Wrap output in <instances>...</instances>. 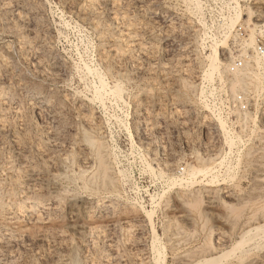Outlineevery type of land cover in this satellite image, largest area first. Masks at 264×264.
Wrapping results in <instances>:
<instances>
[{
	"label": "rangeland",
	"instance_id": "374dc122",
	"mask_svg": "<svg viewBox=\"0 0 264 264\" xmlns=\"http://www.w3.org/2000/svg\"><path fill=\"white\" fill-rule=\"evenodd\" d=\"M197 1L201 5L197 12L193 0L120 1L121 8L124 7L119 12L139 17L141 33L134 40L145 49L152 43L156 54L154 60L145 57V52L136 53L139 62L136 70L121 67L117 78L107 77L110 85L120 83L125 103L108 98L102 106L85 103L95 118L94 123L101 127V137L96 139L108 147L110 157L116 154L111 176L119 179L118 171L127 176L123 184L118 183L114 195L104 192L98 184L99 179L94 175L97 174L95 155L80 139L83 124L73 105L76 98L89 94V86L94 82L82 73V66L87 63L100 68L99 57L105 47L100 31L107 25L111 13L99 6L95 16L83 20L77 13L82 2L73 7L67 0H0V67L7 62L11 68L6 77L1 76L0 90L12 94L10 108L0 112L3 125L0 129V204L10 210L18 197L7 171L8 162L14 160L17 150L11 139L16 128L18 133L26 132L25 143L31 145L30 151L25 150L30 165L44 177L40 192L38 186L28 190L31 197L28 202L36 199L42 203L36 215L17 212L10 217L7 214L4 220L0 217V230L19 239L8 255L0 250V264H153V259L163 254L165 264L203 263L207 259L215 264H264V237L256 232L264 224V152L258 147L245 149L228 160L230 156L224 155L225 159L221 160L228 161L226 168L225 165L216 168L213 154L204 152L202 117L210 97L224 92L239 93H235L239 87L230 88L227 79L233 73L229 72L228 65L243 61L240 42L248 39L253 29V22L246 20V12L261 7L254 4L255 0H235L241 9L232 31L237 37L226 40V54L222 56L218 51L221 61L227 57L223 76L219 72L207 78L210 46L215 40H224L222 33L234 18L233 4L232 0ZM19 4L23 5L13 8ZM20 8L24 16L32 19L26 25L36 35L24 25L14 27L13 16L15 10L21 12ZM263 24L264 15L253 34L264 46ZM35 36L44 42L43 65L52 63L55 68L48 72L45 67L48 75L38 69L37 53H28L23 60L17 51L22 38L29 41ZM260 73L259 80L250 85L246 95L258 101L261 115L264 73ZM135 95L141 99L138 116L134 113ZM29 96L46 97L48 104L40 105L39 111L32 109L28 105ZM262 124L258 128H264ZM51 127L56 132L55 139H48L44 131ZM256 135L262 146L264 133L259 136L256 132ZM72 142L85 151L88 161L83 165L78 164L76 153L70 149ZM50 160L57 161L58 171L47 165ZM12 163L15 169L19 168L15 160ZM200 163L215 168L218 181L212 182L205 174L194 177L187 186H173L171 190L166 187L167 178L184 175ZM91 176L93 190L90 186L86 190L84 182ZM55 185L58 190L53 192L51 188ZM164 190L166 193L162 194ZM151 197H154L153 204ZM97 201L111 207L84 214V208L93 207ZM70 204H74L72 213H68ZM139 207L151 213V221ZM37 214L42 221L33 220ZM217 236L219 244L215 243Z\"/></svg>",
	"mask_w": 264,
	"mask_h": 264
},
{
	"label": "bare ground",
	"instance_id": "6f19581e",
	"mask_svg": "<svg viewBox=\"0 0 264 264\" xmlns=\"http://www.w3.org/2000/svg\"><path fill=\"white\" fill-rule=\"evenodd\" d=\"M66 1V0H65ZM121 0H67L69 4V6H75V5H80L81 2L83 3L81 8H78L77 13L78 16L81 17V19L86 20L88 18H90V16L94 15L97 8L100 7H105L107 8V10L109 11V13H111V16H109L108 19V23L106 26L101 27V41L105 43V47L102 49V52L100 53V57H99V67L97 66H89L84 64L82 66V73L88 77V78H92L93 79V84L89 86L88 89V95L84 96L83 98H76L75 99V103H73L74 105V110L76 111V116L80 119V123H82V132L80 135V139L81 141H83L86 145H88V147H90L95 155V160L97 162V174L96 177H98L99 179V183L101 189L104 192H109V193H115L117 192V185L118 183H122L126 180L125 178L127 176H125L123 171H118V175L120 176V178L117 180H115L114 177L111 176L112 174V169H111V165L112 163H115L116 160V154L113 153L112 157H110V153L107 150V146H105V144L99 142L96 139V136L98 137L99 134H101V130L99 127V125L97 126L96 123H94L93 117H92V112H90V110H88V108H86L87 106L85 105V103L90 104V105H96L99 104L100 106L103 105L104 103V99L108 98L111 99L112 101H114L115 103H125L126 102V96L124 95V91L120 85V83H118V81H116V83H114L113 85H110L107 82V79L109 77L111 78H117V72H119L120 68L122 67H129V68H133V69H137V67L139 66V62H138V56H136V53H143L145 52V57L149 58V59H154L156 51H155V47L154 45L151 43L148 45V47L143 48V45L138 42L135 41V37L141 33V26L139 25V21L138 18L139 17H135V15H130L127 12H119V10L123 9V7L121 8L122 3L120 2ZM137 2V1H136ZM194 4H195V11L197 12L201 5L198 3L200 1L197 0H193ZM232 10L234 12V18H232L229 21V24H227V26L225 27V30L223 31V36H224V40L221 41H214L211 44V48H210V54H209V61H210V69L206 72L207 78H211L215 73H221V75L223 76V71L225 69V61L227 59L226 58H222V61L219 59V50H220V55H224V53L226 54V52H224L227 49V44H226V40L229 37H233L236 38L237 35H234L232 33L234 25H235V21L240 17L241 14V9L240 6L238 5V2L235 0H232ZM254 4L260 6L261 8H255L254 10H248L246 12V20L247 22H253L252 24V28L250 29V35L248 37V39L243 40L242 42H240V49H241V53L243 55V61L245 66L242 63V67L235 70L234 72H232V76L229 77L227 80L229 81L230 84V88L233 86H237L239 87V89H237L236 92L241 93L244 96H247L246 94L248 93V90L250 88V85H252L255 81L257 82V80H259V76H260V72L264 73V55H261L257 52V45L259 44V41L256 40V38L254 37L253 32L255 31L256 28H258L257 24L260 20H262L263 15H264V0H255ZM23 5V4H22ZM21 4L19 5H15V7H13L14 9L22 6ZM84 5V6H83ZM7 8L8 6L5 5ZM68 6V5H67ZM68 6V7H69ZM77 7V6H76ZM102 7V8H103ZM10 8V7H9ZM72 8V7H71ZM11 9V8H10ZM26 9V8H25ZM82 9V10H81ZM21 10V8L19 9ZM12 11V10H11ZM14 11V10H13ZM16 12L14 13V27L15 25H24L27 27L26 24L29 23L30 18L25 15L22 14V10L21 12H18V10H15ZM7 12V11H6ZM5 12V13H6ZM202 12V11H201ZM97 13V12H96ZM4 14V13H3ZM200 14V13H199ZM202 14V13H201ZM200 14V15H201ZM13 15V14H12ZM95 16V15H94ZM93 16V17H94ZM12 17V18H13ZM31 17V16H30ZM202 16H200L201 18ZM152 17H150L151 19ZM203 18V17H202ZM9 19V18H8ZM203 20V19H202ZM201 20V21H202ZM35 22V21H34ZM95 23V22H94ZM99 23V22H98ZM93 24V23H92ZM100 24V23H99ZM105 24V23H104ZM102 24V25H104ZM205 24V23H204ZM30 25V24H29ZM94 26V25H93ZM98 26V25H97ZM96 25L94 27H97ZM101 25H99L100 27ZM153 26V25H152ZM264 26V24H263ZM201 27V26H200ZM147 28V27H146ZM248 28H250V26H248ZM27 30L33 34L34 31L31 28L27 27ZM44 29H42L43 31ZM113 30L114 35L111 31ZM144 30V29H143ZM142 30V31H143ZM194 30V29H193ZM170 31V30H169ZM19 32V31H18ZM217 34V33H216ZM36 35V34H35ZM217 36V35H216ZM37 36H35L34 38H32V40L28 41L24 38H22V41H20V46L19 48H17V51L20 55V57L24 60L27 56L28 53L32 54L35 52L38 55L37 56V63L36 65L38 66V69L42 72L45 73V75H48L50 73H48L49 71H54V66L51 64H44L43 65V59H45V54H44V50H45V46H44V42L42 39H39ZM29 39V38H28ZM212 39V38H211ZM214 39V38H213ZM261 42V41H260ZM262 43V42H261ZM263 45V44H262ZM9 48V47H8ZM10 52V51H9ZM142 55V54H141ZM144 55V54H143ZM29 57V56H28ZM144 57V58H145ZM231 59V58H230ZM12 60V59H11ZM22 60V61H23ZM27 60V59H26ZM90 60V59H89ZM155 60V59H154ZM231 61H233L231 59ZM241 60V62H243ZM46 62V61H45ZM143 62V61H142ZM230 62V61H229ZM235 62V61H234ZM233 62V63H234ZM233 63H230L233 64ZM11 67V66H10ZM45 67L47 69V71H45ZM244 67V68H243ZM121 68V69H122ZM11 68H9L8 63L4 62L3 66L0 67V78L6 77L7 74H9ZM131 69V70H133ZM38 70V71H39ZM228 70H229V65H228ZM240 70V71H238ZM32 71V70H31ZM238 71V72H236ZM230 72V71H229ZM205 73V74H206ZM229 75V74H228ZM109 76V77H108ZM120 76V75H119ZM40 77V76H39ZM108 77V78H107ZM205 77V76H204ZM87 79V78H86ZM121 79V77H120ZM261 79V78H260ZM60 80V79H59ZM111 80V79H110ZM113 82V81H112ZM259 82V81H258ZM256 85V84H255ZM175 87V86H174ZM231 88V90H233ZM236 89V88H235ZM256 89V87H255ZM258 89V87H257ZM22 90V89H21ZM39 90V89H38ZM167 90V89H166ZM87 91V90H86ZM251 91V90H250ZM255 91V90H253ZM258 91V90H257ZM73 92V91H72ZM42 93V92H41ZM232 93V92H231ZM234 94V93H233ZM25 95L26 92H25ZM38 95V94H37ZM12 94L11 93H7L3 90H0V112L5 111L7 109L10 108V102H11V97ZM83 96V95H82ZM29 107H31L32 109H38L40 107V105L42 106L43 104H45L46 101V97H40L38 99H35L32 96H29ZM214 97V96H213ZM249 97V96H248ZM49 98V97H48ZM64 99V98H63ZM171 99V98H170ZM177 99V98H176ZM62 100V99H61ZM66 100V99H64ZM68 100V99H67ZM66 100V101H67ZM134 100V104H135V110L134 113L136 116L139 115L140 113V106H141V99L138 95H135L133 97ZM174 101V100H173ZM178 101V100H177ZM51 102V101H50ZM61 102V101H59ZM69 102V101H67ZM48 104V103H47ZM76 104V105H75ZM173 104H178L176 102H174ZM256 106V103H254ZM62 105V104H59ZM94 105V106H95ZM180 105V104H178ZM44 106V105H43ZM47 106V105H46ZM56 107V106H55ZM61 107V106H60ZM89 107V106H88ZM125 107V106H124ZM12 108V107H11ZM59 108V107H58ZM117 108V107H116ZM42 109V108H41ZM40 109V110H41ZM44 109V108H43ZM54 109V108H53ZM52 109V111H53ZM73 109V108H72ZM62 110V109H61ZM39 111V109H38ZM58 111V109H57ZM56 111V113H57ZM114 111V110H113ZM151 111V110H150ZM54 112V111H53ZM120 112V111H119ZM177 112V111H176ZM39 113V112H38ZM55 113V112H54ZM61 113V112H60ZM27 114V113H26ZM116 114V113H115ZM3 115V114H2ZM5 115V114H4ZM57 116H60L58 114H56ZM262 117L264 116V110L261 112ZM75 116L72 115V117ZM171 116V115H170ZM203 117V116H202ZM261 117V118H262ZM58 120V117H56ZM62 118V117H61ZM74 118V117H73ZM60 119V118H59ZM75 119V118H74ZM245 117L242 119L245 122ZM248 119V118H247ZM246 119V120H247ZM33 120V119H31ZM77 120V119H76ZM98 120V119H97ZM103 120V119H102ZM78 121V120H77ZM251 121L253 123V125H255L256 119H254L253 117H251ZM27 122V121H26ZM45 122V121H44ZM59 122V121H58ZM96 122V121H95ZM30 123V121L28 122ZM32 125V122L30 123ZM36 124V123H35ZM26 125V124H25ZM30 125H28L29 127ZM77 126V125H76ZM146 126V125H145ZM245 126V125H244ZM32 127V126H31ZM30 127V128H31ZM49 127V126H48ZM3 128V125L0 123V129ZM16 128V127H15ZM25 128V127H24ZM36 128V127H35ZM241 128H243V124H241ZM9 129V128H8ZM108 129V128H107ZM218 129L221 131L222 135L226 138L225 143H227L228 145V149L229 152L228 154H225V157H227L226 155H231V146L233 143V140L231 137H229V132L227 131L226 127H225V123L222 120H218ZM13 130V129H12ZM33 130V129H32ZM4 131V129H3ZM17 131V128H16ZM15 130H13L11 133L12 137L11 139L14 140V143L16 144V152L13 155L14 160L17 162L19 168L15 169L13 167V163L12 161L8 162V165H10L8 167V175L10 176L9 178L12 180V183L15 185H13V189H16V192H18V197L13 201V203L11 204V208L10 210H8L9 208H5L4 206H2V204H0V217L4 220L7 219L6 215L10 214L12 215H16L17 212H22L25 214H35L36 210L41 206V201L40 200H33L28 202L29 200H31V197L29 196L30 194L28 193L29 188H33L38 186L37 191L40 192L41 191V185L43 184V174L38 171L35 170L34 167H31L30 165V161H29V157L27 155V153L25 152V150L27 149L29 150V144H26V138H25V133L26 132H21L18 133V131L16 132ZM24 131V130H22ZM39 131V130H38ZM43 131V130H42ZM45 133L48 135V139L49 137L51 138H56L54 131H52V127L51 128H46ZM57 131V130H55ZM62 131V130H61ZM2 132V131H1ZM129 132V131H128ZM8 133V132H7ZM34 133V132H33ZM40 133V131L38 132V134ZM74 133V132H73ZM37 134V133H36ZM44 134V133H43ZM28 137V136H27ZM36 137V136H35ZM101 137V136H99ZM131 137V136H130ZM10 138V137H9ZM38 138V137H37ZM71 138V137H70ZM69 138V139H70ZM26 139V140H25ZM39 139V138H38ZM264 139V137H263ZM66 140V139H65ZM132 140V139H131ZM50 141V140H49ZM48 141V142H49ZM28 142V141H27ZM52 142V141H51ZM54 143H52L53 145L55 144V141H53ZM68 142V141H67ZM133 142V141H132ZM69 144V142H68ZM131 144V142H130ZM133 144V143H132ZM12 145V144H11ZM26 145H28L26 147ZM58 145V144H57ZM56 145V146H57ZM71 146V150L76 153L77 156V161L78 164L83 165L84 163H86L85 161H88V158L85 154V151H83L81 149V147L79 145H77L76 143L72 142L70 143ZM39 147V146H38ZM55 147V146H54ZM69 147V146H68ZM107 147V148H106ZM50 148V146H49ZM52 148V147H51ZM31 149V148H30ZM33 149V148H32ZM36 149V153L37 155H39V148H35ZM58 149V147H57ZM56 149V150H57ZM14 150V151H15ZM51 150V149H50ZM45 151V150H44ZM48 151V149H47ZM53 151V149L51 150ZM70 151V150H69ZM111 151V150H110ZM260 151L264 152V141L262 143V146L260 145ZM49 152V151H48ZM55 152V150H54ZM60 152V151H59ZM44 154V153H43ZM262 155V154H261ZM40 156V155H39ZM36 157V156H35ZM38 157V156H37ZM70 157V156H69ZM62 158V157H61ZM64 158V157H63ZM112 160H111V159ZM39 159V158H38ZM41 159L42 155H41ZM40 159V160H41ZM66 159V158H65ZM225 159V158H224ZM157 160V159H156ZM202 160V159H201ZM228 160V159H227ZM227 160H221L220 161V165L224 166V168H226V163H228ZM36 162V161H35ZM46 162V161H45ZM144 162V161H143ZM202 162V161H201ZM16 164V165H17ZM61 164V163H60ZM47 165L51 168H53L54 170H59L60 167L57 163V161L55 160H50L48 161ZM89 166V165H88ZM165 166V165H164ZM169 165H166V167H168ZM171 166V165H170ZM6 167V166H5ZM148 167H150L148 165ZM229 167V166H228ZM227 167V169H228ZM95 168V167H94ZM77 169V168H76ZM215 168L213 167H209L207 165H202L200 163L199 167H194L191 168L187 171H185V174H181V175H173L170 178H167L166 181V187L172 188L173 186H177L175 188H180L182 186H187L189 184L192 183V179L194 177L200 178L199 176H205V174H208L211 178L212 182H215V179H217V175L216 172L218 171H214ZM150 170V169H149ZM116 172V171H115ZM229 172V171H228ZM92 173V172H91ZM3 174V173H2ZM56 174V173H55ZM58 174V173H57ZM93 175V176H94ZM160 175H163L162 173H160ZM91 176L90 178L88 177V179L84 178L85 180V188L86 190H88V187L93 186V180L94 177ZM46 177V176H45ZM7 179V178H6ZM218 181V179H217ZM2 182V181H1ZM98 182V180L96 181ZM221 182V181H220ZM40 185V187H39ZM1 186V183H0ZM83 187V186H82ZM99 187V186H98ZM5 188V187H4ZM50 188V187H49ZM84 188V187H83ZM89 188V189H90ZM95 188V187H94ZM93 190V188H91ZM167 189V190H168ZM5 190V189H4ZM51 190H53V192H56L58 190V187L53 186L51 188ZM171 190V189H169ZM1 192V189H0ZM88 192V191H87ZM102 192V191H101ZM2 193V192H1ZM11 193V192H10ZM31 193V192H30ZM163 193H166L165 190ZM15 194V195H17ZM104 194V193H103ZM115 195V194H114ZM161 196V195H160ZM163 196V195H162ZM106 198V197H105ZM156 198V197H155ZM159 198V197H158ZM6 199V198H5ZM53 199V198H52ZM157 199V198H156ZM196 199V198H195ZM152 200V204L154 202V197H151ZM28 203H27V202ZM51 201V200H50ZM196 201V200H195ZM27 203V204H25ZM159 202H157L158 204ZM25 204V205H24ZM136 204V203H134ZM190 204V203H189ZM23 205V206H22ZM110 205L107 203L105 204L104 202H100L97 201L96 204L93 207H87L84 208V214H90L93 210L95 209H103L106 210ZM140 206V205H139ZM111 207V206H110ZM155 207V206H154ZM140 208V207H139ZM142 208V207H141ZM140 208V210H141ZM92 210V211H91ZM152 210V209H151ZM150 210V211H151ZM10 211V212H7ZM69 211V212H68ZM68 213H72L74 211V204H70L68 206ZM142 213H144V216L146 217V219H148V221H151V213L145 211L142 208ZM36 215V214H35ZM34 215V216H35ZM52 215V214H51ZM30 216V217H31ZM40 216V215H39ZM38 214L37 216H35L36 222L41 218L39 217ZM32 218V217H31ZM1 220V219H0ZM9 220V219H8ZM7 220V221H8ZM41 220V219H40ZM42 221V220H41ZM152 225V223H151ZM64 230V229H63ZM256 232L261 234V236L264 237V224L261 225L260 227L256 228ZM10 233V232H9ZM9 233H5L4 229L0 230V237H2V239L0 238V250L4 253H6V255H8L9 253H11L12 249L14 248L15 245L19 244V239L18 238H14L13 235L9 234ZM156 236V235H155ZM260 236V237H261ZM83 238V237H82ZM156 239V237H154ZM31 240V239H30ZM153 243V242H152ZM154 245V244H153ZM156 246V245H155ZM154 246V247H155ZM153 247V246H152ZM155 249V248H154ZM155 251H159L156 250ZM164 251V250H163ZM154 252V251H153ZM3 253V254H4ZM156 255V252H154ZM153 253V254H154ZM158 254H161L160 252H158ZM161 256V255H160ZM158 255V258L156 257L155 259H153V264H165V255L163 254L161 257ZM155 257V256H154ZM213 258V257H212ZM219 258V257H216ZM205 259V258H204ZM202 260V259H201ZM217 262V261H216ZM191 264H215L213 261L207 259L206 261H204L203 263L201 262H193Z\"/></svg>",
	"mask_w": 264,
	"mask_h": 264
},
{
	"label": "built area",
	"instance_id": "2783aa9c",
	"mask_svg": "<svg viewBox=\"0 0 264 264\" xmlns=\"http://www.w3.org/2000/svg\"><path fill=\"white\" fill-rule=\"evenodd\" d=\"M257 52L264 55V46L261 43L257 45ZM241 67L242 62L237 60L229 65V71L232 73ZM254 103L257 105L255 106ZM206 107L207 109L204 111L205 114L203 116L204 152L206 154L208 152L213 154L212 156L216 159L214 162L216 168L221 166L220 160L229 152L228 146L225 143L226 138L218 129L219 119L225 123L229 137L233 140L231 147L233 153L226 159L238 156L245 149H257L260 147L259 139L255 137L257 136L256 132L259 136H262L264 133L263 127L258 128L259 125H263L264 117L260 118L258 101L239 93L231 94L224 92L207 99ZM244 117L248 118L247 120L245 119V122L242 120ZM251 117L256 119L257 130H255ZM241 124H243V128H241ZM204 152L203 154H205ZM215 243L219 244L218 236L215 239Z\"/></svg>",
	"mask_w": 264,
	"mask_h": 264
}]
</instances>
